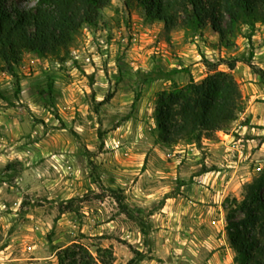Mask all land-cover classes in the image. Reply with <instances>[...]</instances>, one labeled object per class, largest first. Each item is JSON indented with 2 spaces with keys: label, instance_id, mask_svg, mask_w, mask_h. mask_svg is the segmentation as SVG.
Returning <instances> with one entry per match:
<instances>
[{
  "label": "rangeland",
  "instance_id": "374dc122",
  "mask_svg": "<svg viewBox=\"0 0 264 264\" xmlns=\"http://www.w3.org/2000/svg\"><path fill=\"white\" fill-rule=\"evenodd\" d=\"M124 2L113 0L96 26L84 27L65 61L24 52L14 74L0 62V264H58L54 250L74 242L94 255L111 247L110 264H129L132 249L147 252L133 264H206L211 246L204 241L222 237L228 213L243 216L235 200L264 170V80L237 62L231 72L244 112L214 140L168 147L155 140L153 112L169 82L140 85L135 72L183 69L173 75L179 83L199 81L210 73L206 59L251 53L264 72V24L256 27V46L237 36L226 48L210 27L202 37L165 33ZM135 89L142 95L132 107ZM109 187L121 189L143 218L147 238Z\"/></svg>",
  "mask_w": 264,
  "mask_h": 264
},
{
  "label": "trees",
  "instance_id": "16d2710c",
  "mask_svg": "<svg viewBox=\"0 0 264 264\" xmlns=\"http://www.w3.org/2000/svg\"><path fill=\"white\" fill-rule=\"evenodd\" d=\"M113 0H36L30 6L0 0V62L10 74L21 62L24 52L39 57L56 56L65 61L76 36L86 26H96L104 8ZM127 10L138 6L144 11L147 23L163 24L165 33L183 29L186 34L203 36L210 27L218 36L219 44L230 48L237 36L246 37L251 44L258 24H264V0H125ZM246 28L247 32L244 31ZM248 59H234L212 63L206 59L210 73L196 81L192 77L179 83L173 75L183 69H161L135 72L138 84L165 79L168 87L156 94L154 106L156 142L168 147L200 145L203 140H214L225 132L246 108V101L238 81L232 74L237 62H244L264 80L262 69ZM225 64L228 70H220ZM120 75L123 70L119 69ZM51 88V86H50ZM141 90H134L135 107ZM109 93L100 102L112 98ZM122 214L137 221L147 238L143 218L125 203L119 188L109 187ZM235 208L243 213L236 218L228 213L226 233L234 250V264H264V170L243 186V199L235 200ZM147 243V242H146ZM145 243V244H146ZM133 264L147 257V252L132 249ZM58 264H110L111 247H97L94 255L87 246L74 242L54 250ZM108 257V259H105Z\"/></svg>",
  "mask_w": 264,
  "mask_h": 264
},
{
  "label": "crops",
  "instance_id": "0c3cea01",
  "mask_svg": "<svg viewBox=\"0 0 264 264\" xmlns=\"http://www.w3.org/2000/svg\"><path fill=\"white\" fill-rule=\"evenodd\" d=\"M262 28H264V25H262ZM259 36L260 35H256V34H254L252 36V40H251L252 45L256 46L255 40ZM220 133H222V132H220ZM221 144H224V141L212 143V145H215L216 147H219V145H221ZM223 148H224V146H223ZM208 243H211L212 245H208ZM203 246H207V247L211 246L210 247L211 249L209 251L210 253L208 254V259L206 261V264H234L233 256H234L235 252L230 247V245L228 243L226 232L224 230L222 232L221 238L216 239L215 241H212L209 237L208 240L204 241ZM224 246H226V249H225L227 251L226 254H224Z\"/></svg>",
  "mask_w": 264,
  "mask_h": 264
},
{
  "label": "built area",
  "instance_id": "2783aa9c",
  "mask_svg": "<svg viewBox=\"0 0 264 264\" xmlns=\"http://www.w3.org/2000/svg\"><path fill=\"white\" fill-rule=\"evenodd\" d=\"M93 58V62H95V64L99 63L97 62V59H95V57H92ZM97 58H100V57H97ZM86 61H90V58L88 56H86Z\"/></svg>",
  "mask_w": 264,
  "mask_h": 264
}]
</instances>
